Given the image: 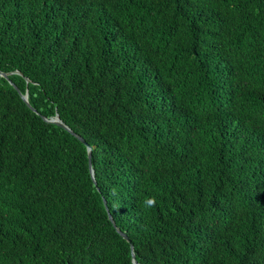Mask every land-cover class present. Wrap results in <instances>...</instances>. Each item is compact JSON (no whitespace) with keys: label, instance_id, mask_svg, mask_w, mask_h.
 <instances>
[{"label":"trees","instance_id":"obj_1","mask_svg":"<svg viewBox=\"0 0 264 264\" xmlns=\"http://www.w3.org/2000/svg\"><path fill=\"white\" fill-rule=\"evenodd\" d=\"M0 71V264H264V0H0Z\"/></svg>","mask_w":264,"mask_h":264},{"label":"water","instance_id":"obj_2","mask_svg":"<svg viewBox=\"0 0 264 264\" xmlns=\"http://www.w3.org/2000/svg\"><path fill=\"white\" fill-rule=\"evenodd\" d=\"M17 73L20 74L19 72H17ZM20 75H21V74H20ZM8 76H9V74L0 71V77L6 79L7 81H9ZM9 83H10L11 86H12V87L18 92V94L20 95L22 101L27 105V107L30 108L33 112H36V110H35L34 108H32V107L30 106V104L28 103V96H27V93H25V94H21V92L19 91V89H18L13 83H11L10 81H9ZM43 120L46 121V122H49V123H53V124H55V125H57V126L63 128V129L66 130L68 133H70L71 135H73V137H75V138H77L78 140H80V141H81V142L87 147V152H88V163H89V171H90L91 178H92L93 182L95 183L94 171H93V169H92V167H91V161H90V159H91V150H92V147H91L90 145H88V144L86 143V141H85L83 138H81L79 135L75 134V133H74V132H73L68 126H66V125L60 120V118H59L58 115H56L53 119L48 120V119H46V118H43ZM104 204H105V201H104ZM109 219H110L111 223L113 224V226L115 227V223H114V221H113V219H112L111 216H109ZM115 229H116V231H117V232H118V233H119V234H120L125 240H127V241L129 240L128 237H127V235H126L125 233L121 232L117 227H115ZM132 248H133V246H131V248H130V249H131L132 263H133V264H139V263L136 261V259H135V254H134Z\"/></svg>","mask_w":264,"mask_h":264},{"label":"clouds","instance_id":"obj_3","mask_svg":"<svg viewBox=\"0 0 264 264\" xmlns=\"http://www.w3.org/2000/svg\"><path fill=\"white\" fill-rule=\"evenodd\" d=\"M112 194L115 195L116 194V191L115 189L112 190ZM143 205L147 208H152V207H155L156 205V199L155 197H150V198H146L143 202Z\"/></svg>","mask_w":264,"mask_h":264}]
</instances>
